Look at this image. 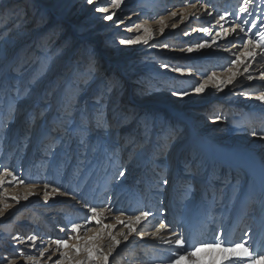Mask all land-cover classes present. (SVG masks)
<instances>
[{"label":"rangeland","instance_id":"1","mask_svg":"<svg viewBox=\"0 0 264 264\" xmlns=\"http://www.w3.org/2000/svg\"><path fill=\"white\" fill-rule=\"evenodd\" d=\"M15 1L0 0V178L5 180L0 185V209L9 205L0 216V264H8L9 260L31 264L27 255L38 256L44 248L49 251L39 258L40 264H55L60 253L52 241L66 238L69 221L84 222L85 202L89 206L111 207V214L105 212V223L112 224L120 214L118 209L124 210V220L140 210H150L152 215L141 227L143 231H153L160 221L169 224L175 216L178 220L170 228V235L173 229L180 233V226L192 220L193 209L182 197L187 189H194L204 194L205 207L212 203L220 209V218L211 232L213 238L222 240L229 234L223 230L230 227L240 200L247 201L245 213L255 214L258 176L253 173L249 180L242 169L229 173L230 168H225L222 161L225 158L232 164V153H240L264 168V102L255 99L264 91L261 72L251 73L253 79H247L243 72L250 66V59L245 67L239 64L233 68L238 85L233 82L223 90L210 85L202 94L192 92V88L212 72L227 79L225 69L236 58L227 56V63L221 65L220 53L233 43V37H242L245 42L248 38L261 39L258 32L264 31V0H254L245 14L239 13V8L247 0H234L233 19L225 24L216 23L220 15L215 12L224 10L228 0H123L119 9L110 8V12L117 13L111 21L103 19L105 13L95 11L97 6H110L103 0L99 4L94 0L91 5L87 0ZM190 3H195L196 9H190ZM186 9L196 15L181 22ZM172 12L177 16L172 17ZM235 17H242L238 21L241 23L249 21L243 25L245 33L237 30L231 35L232 42L217 37V32H222L220 25L230 30L235 26ZM161 18L167 25L163 34ZM118 24L130 31L121 32ZM137 24L148 26L154 38L148 44H121L122 39L142 35ZM202 27H207L209 33L201 32ZM109 35L104 44L100 42ZM201 38H216L219 47L188 53L187 48H195ZM238 47L240 55L242 40ZM255 51L264 57V49ZM176 67L183 73L173 71ZM185 90L189 95L172 94ZM98 111L110 125L106 135L95 127ZM82 123L89 124L88 135L100 151L90 148L85 153L79 147L77 130ZM105 147L107 152L103 151ZM112 163L116 165L113 174L118 168L126 169V179L112 180ZM5 171L18 180L24 177L25 183L19 186L18 180L13 181ZM170 174H174L176 183L169 180ZM162 177L169 183L157 188ZM45 182L59 185L80 203L71 195L59 194L45 203ZM33 183L37 199L29 197L26 201L23 197ZM230 185L234 186L232 203L227 204L221 199ZM125 193L141 198L137 202L134 198L127 200L130 195ZM261 195L263 192L258 197ZM12 197H18L19 203ZM224 219L229 223L227 227H222ZM252 223L253 218L247 217L246 228L235 242L249 241L244 246L258 253L263 248L264 235L254 240L247 237ZM92 227L94 232V224ZM126 229L117 224L113 234L118 239L117 234L123 230L127 234ZM207 231L208 227L204 230L208 236ZM135 235L139 237L135 233L129 236L130 243ZM30 236L37 237L36 246H32ZM102 243L107 253L110 241ZM205 250L199 257L202 264H211L219 250H209L208 254ZM166 252L159 247L144 248L143 244L138 247L137 242L113 251L108 264H169L172 255L164 258ZM83 256L81 253L80 258Z\"/></svg>","mask_w":264,"mask_h":264},{"label":"snow or ice","instance_id":"2","mask_svg":"<svg viewBox=\"0 0 264 264\" xmlns=\"http://www.w3.org/2000/svg\"><path fill=\"white\" fill-rule=\"evenodd\" d=\"M94 0H87L88 4H93ZM254 0H247L245 6L239 8V13L245 14L248 13L249 7L248 5L253 3ZM100 0H98V4ZM103 3L108 4L110 6H97L95 11L100 13H105L106 15L103 16L104 20L111 21L113 17L117 16L116 12H110L111 9H119L123 0H103ZM190 9H196L195 3H190ZM186 14L181 15V22L188 19L189 16H195L196 13L193 11L185 10ZM209 16L212 15L211 12L207 13ZM229 13H225L224 15H220L219 19L216 21L217 24H220L221 21H224ZM172 17L177 16L176 12L171 13ZM199 18V17H197ZM242 20V17H235L234 23L235 26L231 28V31L224 28L223 25L221 26L222 32H217V37L221 39H225L230 35L237 33L239 30L240 33H245L244 24L249 23V21H243V23L238 22ZM118 23H122V20H117ZM160 24L164 25V27L160 28L161 34L164 33L165 27V20L161 18L159 21ZM253 27H256L254 21L251 22ZM137 29L142 30V35H137L133 39H122L120 40L121 44H148L151 39H153V34L151 29L144 25V24H137L135 25ZM176 24L172 25V28H175ZM201 32L209 33V29L207 27H202L199 29ZM190 31H196V29H191ZM257 33H253L256 35ZM261 39L259 41H254L251 38H248L243 41L244 44L243 51L240 53L236 59L230 61V66L227 67L225 70L229 73L227 79H222L217 77L215 72H212L211 75H206L205 78L198 82L193 88L192 92L196 94L204 93L209 86L223 90L224 87L233 84L236 80V72L233 68L241 63H244L247 59H255V57L259 54L255 51V49L260 48L264 49V31L258 32ZM185 35H189L188 32ZM235 39V37H233ZM155 46V45H153ZM164 47H168V45H163ZM219 47L218 40L216 38H212L211 40L201 38V40L197 41L195 44V48L189 46L187 48L188 53H192L194 50H201L210 47ZM227 50V49H226ZM181 51H184L181 48ZM241 56L245 58V60H241ZM164 67H168V65H164ZM173 71L183 73V69L180 67H176ZM247 71V68H245ZM191 71L189 70V75ZM261 76H264V72H261ZM248 80H252V75H248ZM17 96L20 94L17 90ZM174 96L184 97L189 95L188 91H180V92H173ZM255 99L260 102H264V91L260 92L258 95L255 96ZM67 107V105H66ZM216 119H220V117H216ZM95 127L101 130L105 135L110 130V125L108 124L104 114L102 112H97L96 114V124ZM78 136H79V147L85 150L87 153L88 149H92L93 152L100 151V146L93 145L91 142V138L88 135L90 132L89 124L82 123L79 127ZM252 135H257L256 132H253ZM103 151L107 152V148H103ZM54 154V153H52ZM83 159L86 160L87 156L84 155ZM112 157L109 156V160L111 161ZM83 162V161H82ZM5 175H10L13 181L17 180V177L12 173L5 171ZM126 179V169L118 168L117 172L112 176L113 181H120ZM5 180L0 178V185H3ZM18 183L24 184L25 181L21 178ZM169 183L166 177H162L157 182V188L160 186H166ZM30 188H35L36 184H30ZM50 189V191H49ZM43 196L42 199L45 203L49 201L50 198L54 197L56 194L61 196H69L71 195L73 199H77V197L69 193L68 191L61 190L59 185L52 186L50 183L45 182L42 188ZM33 195L30 191L27 193L23 199L28 200L29 197ZM13 200H16L19 203L18 197H12ZM77 202L80 203V200L77 199ZM9 205L5 204L3 209H0V216L4 214V211L7 210ZM83 208L87 209V212L83 216V223L77 221H69L68 224L65 226L68 228L65 237L56 238L52 241L55 245V250L60 253L59 258L55 261V264H108L109 256L112 255V252L115 251L121 244V240L117 239V236L113 234V229L116 228L117 224L123 225L128 229L127 234L121 233L123 235V240L128 241L129 236L132 234H137L141 239L145 237H150L153 240H160L165 244L168 245H175V250L172 254L169 264H202V261L199 257V253L204 249H209L213 252L219 250V256H213L211 260V264H264V253H256L254 250L250 251L248 247H245L241 242H229L227 240L216 239L213 238L211 241H200L197 245H192L189 243V238L183 235L182 233H177L174 229L171 231V237L173 238H166L163 233H166L169 228L171 227L170 224L165 223L164 221H160L158 226L155 227L153 231H143L139 230L137 226L142 225L143 222L147 221L149 216L152 215L150 210H140L138 214H130L127 216V219H121L124 215V210L118 209L119 215L115 216V224L112 223H105L107 217L105 216V212L111 214L113 209L111 207H103V206H89L86 202L82 204ZM93 224L95 226V231L93 232ZM70 225V227H68ZM61 231H65L64 228H61ZM81 231L85 233H92L91 235H81ZM106 234V235H105ZM14 240H19V237H13ZM32 242V246H36V236H30L28 238ZM110 241L111 246L107 253L103 250V241L104 240ZM74 241V242H72ZM48 248H44L43 250L39 251L38 256L34 255H27V260L31 261V264H40L39 258L45 256V253L48 252ZM71 253V255H70ZM83 253V258H80V254ZM52 257L49 256V259ZM8 264H16L15 260H9Z\"/></svg>","mask_w":264,"mask_h":264},{"label":"bare ground","instance_id":"3","mask_svg":"<svg viewBox=\"0 0 264 264\" xmlns=\"http://www.w3.org/2000/svg\"><path fill=\"white\" fill-rule=\"evenodd\" d=\"M15 2L18 3L20 1L16 0ZM233 3H234V0H228V2H226V4L222 8L224 10L219 9V10H217L215 12V14L218 12L219 15H224L226 12L229 13V15L226 17V19L224 21H222V23H224V24L227 23L230 19H233V15H234L233 14V10H232L233 9L232 7L234 6ZM203 10H205V8H203ZM213 10H215V7H213ZM0 14H1V12H0ZM185 14H186V12H185ZM2 18L3 17H1V19ZM118 28H120V30H122L121 32H123V31L129 32L130 31V30H126L127 27H124V26L120 27L119 24H118ZM118 28L111 35L115 34L118 31ZM226 29L231 31L228 28V26L226 27ZM111 35L107 36V39H103L102 38V41H100V42H102L104 44L105 40L106 41L109 40ZM231 37H232L231 35L229 37H227L229 39V40L227 39L229 42H232V40H230ZM239 41H241L240 37H238V38L235 37V39L233 40V43L231 45L225 47L227 50L225 49V51H222L220 53L222 55L221 56V61H220L221 65H225L227 63V58H226L227 56L232 58V59L237 57V55H238L237 53L238 52H236V49L239 48L238 47ZM256 51H259V50H256ZM225 53H227V54H225ZM250 59L251 58H249L247 60H250ZM243 60H245V58ZM247 60H246V62L243 63V65L241 63V66L245 67L246 64L249 62V61L247 62ZM251 60H252L253 64H251L252 63L251 62L250 66L247 67V71L243 72V73H247L245 75H249L251 73L255 74L258 70L260 72H264L263 71L264 70V57L262 55H258V56L255 57L254 60L253 59H251ZM260 75H261V73H260ZM260 77L262 78L261 80L263 81L262 84L264 86V76H260ZM235 84L238 85L239 83L238 84L235 83ZM263 144H264V142H263ZM236 154H239V155H236ZM232 155H233L232 158L235 161L232 164H230L229 163L230 161L224 158L223 161H222V165L225 168H230V169H228L229 173L230 172H235V170H238V169L239 170L242 169V171H244L246 173L245 178L248 177L249 180H251L252 174L255 173L258 176V185L257 186L259 188L256 191L255 196H256V198H258L259 202H258V206L254 209L256 211L255 214H249L247 212L245 213V210L247 208L246 199L244 198L243 200H240V202H239V210H238V212H236L233 215V218L231 219V223H230V227H229L230 229L226 228V229L223 230V231L226 230L229 233L228 236L226 235V237L223 238V240H227L229 242H235L237 240V238H240V236H241V234H240L241 232L240 231H243L246 228L244 226H245L246 218L249 217V216L253 218V223H252V226L249 225V228H247L246 233L248 232L247 237L252 238L254 240V239H257V237H259V235H260V237L262 235H264V168L263 167L260 168L259 164L256 161L250 160L249 158H247L248 156L246 157V155L245 156L244 155H240V153H232ZM209 164H210V162L207 163L208 166H209ZM110 169H111L110 174L114 175L113 171L116 169L115 163H112ZM22 174L23 173H21V175ZM21 178L24 180V177H21ZM169 180L170 181L175 180V183H176V179L174 177V174H170ZM17 182H16V184H18L19 186L23 185V184H20V183H17ZM109 187H111V186H109ZM112 187H116V189L119 188L117 185L116 186L114 185ZM173 187H174V185H173ZM207 187L210 188V185L208 184ZM28 189H29V191H31L33 193V195L30 196L31 199H33V197H34V199L36 200L38 192H36L34 188H28ZM233 189H234V186L233 187L231 185L228 186V188L223 193V200L221 199V201H226L227 204L232 203L230 201L232 200ZM25 190H27V189H25ZM118 190H119V192H122L121 189H118ZM174 191L175 190H173V192ZM205 192L207 193V190ZM262 192H263V195H261V197H258V195H260ZM197 193L195 192L194 189L193 190L187 189V191L183 195V197H182L183 200L182 201H186L185 203H187V205L191 209H193V216H192V220L189 223L187 222V224L186 223L182 224L180 226V228H179L180 233H182L183 235L188 237L189 238V243L192 244V245H197L200 241H211L213 239V237H212L213 233L211 232V230L213 228H215L216 221H217V219L220 218L219 216L217 217V214L220 212V209H216V205L213 206L212 203L205 207L204 194H202V193H198L197 194ZM125 195H130V197L127 198V200L128 199L130 200V198H134V199H136L135 200L136 202L138 201V197L141 198V196H138V197L134 196L133 193H125ZM170 197H172V195H170ZM173 198H175V197H173ZM219 198H220V195H219ZM247 200H248V198H247ZM221 201L219 200V204H218V202L216 204L221 205ZM94 202H95V200H94ZM98 202H100V201H98ZM222 203H224V202H222ZM261 211H262V213H261ZM174 219L172 221H169L171 229H172V225H175L176 220H178V218H175V216H174ZM62 220L63 219L61 218L60 221H62ZM208 221H209V223H208ZM143 224H144V222H143ZM143 224L137 226L138 231L141 229ZM222 224H224L222 227H224L225 225L227 227V224H229V223L225 220V221L222 222ZM206 227H208V231H207L208 234L210 233V235H208V236H207V233H204V230H205ZM170 228H169V230L166 233L162 234L166 238H173V237H171V234L169 235V232L171 230ZM126 230H128V229H126ZM123 232H125V230H123V231H121V232H119L117 234L119 236L118 239L121 240V244L117 248L118 252H119L120 249H123L126 245H128V244H130L131 246L132 245H136L137 242H138V247L143 244L144 248H155V247H157V248L159 247L161 249L164 248L165 250H167L166 254H164V258L170 256V254L172 255L173 252H174V250H170V249L171 248L175 249V245H168V244L163 243L160 240H153L150 237H145V238L141 239L140 237H137L135 235V237L132 238L131 243L129 242V239H128V241H125L123 243V235H121V233H123ZM206 237H208V238H206ZM139 239L141 240L140 242H139ZM247 242H249V241H247ZM247 242H245L244 245L247 244ZM207 251L208 252L206 254L209 253V249H207ZM210 252H211V250H210ZM202 253H203V250L198 255L201 256ZM260 253H264V243H263V248L258 252V254H260Z\"/></svg>","mask_w":264,"mask_h":264}]
</instances>
